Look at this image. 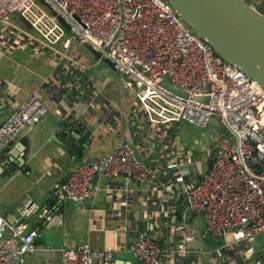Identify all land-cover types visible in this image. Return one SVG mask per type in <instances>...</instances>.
I'll list each match as a JSON object with an SVG mask.
<instances>
[{
	"label": "built area",
	"instance_id": "2783aa9c",
	"mask_svg": "<svg viewBox=\"0 0 264 264\" xmlns=\"http://www.w3.org/2000/svg\"><path fill=\"white\" fill-rule=\"evenodd\" d=\"M73 41L112 63L122 91L134 98L131 117L147 124V137L159 135L162 145L161 159L152 166L121 139L110 154L82 160L70 171L62 184L65 197L83 206L96 180L112 183L120 175L155 192L152 217L160 230L134 233L128 248L137 264H264L259 241L264 234V90L215 53L166 0H0V57L26 47L50 55L54 68L42 81L45 88L82 91L80 64L69 51ZM57 71L71 77L60 79ZM163 81L187 96L169 91ZM46 112L38 91L11 107L0 124V151ZM212 118L221 131L198 159L173 130L179 122L214 126ZM106 123L112 124L110 116ZM139 153L145 156L146 148ZM176 194L183 197L182 207L164 208L162 202ZM39 212L40 206L28 200L10 219L0 215V264H28L42 231L28 227L26 218ZM191 215L203 223L205 234L222 241L189 248L188 241L200 236ZM113 255L80 241L60 246L57 258L34 264H104Z\"/></svg>",
	"mask_w": 264,
	"mask_h": 264
},
{
	"label": "crops",
	"instance_id": "0c3cea01",
	"mask_svg": "<svg viewBox=\"0 0 264 264\" xmlns=\"http://www.w3.org/2000/svg\"><path fill=\"white\" fill-rule=\"evenodd\" d=\"M69 51L80 64L77 73L81 92L66 86L45 88L42 81L54 68L50 55L33 53L26 47L8 49L0 57V124L11 107L33 91L40 93L47 106L46 114L32 130L19 134L0 151V215L10 219L26 201L33 200L40 206V212L26 220L28 227L37 226L42 231L35 249H49L56 257L60 246L73 247L87 241L93 248L113 251V258L104 264H137L129 252V243L138 230L152 233L160 230L152 217V211L157 209V194L144 184L126 181L123 175L112 183L100 178L95 181L93 193L80 206L65 197L62 184L80 161L110 154L121 139L154 166L161 159L162 139L155 134L148 138L149 126L131 117L134 98L122 91L120 74L113 66L94 58L87 46L77 41L71 42ZM57 74L60 79L71 77L67 72ZM109 116L112 124L106 123ZM77 124L81 132L88 129L91 134L87 142L82 139L84 135L78 136L75 146L68 151L63 126ZM193 128L205 129L179 122L173 135L180 145L192 147L194 155L202 154L207 139L203 133L200 137L191 135ZM142 147L146 148L145 156L139 153ZM201 165L207 166L204 161ZM182 198L177 194L169 197L162 202L163 207L170 204L179 209ZM124 220L128 221V228L124 227ZM191 220L200 235L208 239L203 223L194 215ZM160 239L164 245V236ZM194 240L188 241L187 246ZM26 259L28 264H34L40 257L30 253Z\"/></svg>",
	"mask_w": 264,
	"mask_h": 264
},
{
	"label": "water",
	"instance_id": "95a60500",
	"mask_svg": "<svg viewBox=\"0 0 264 264\" xmlns=\"http://www.w3.org/2000/svg\"><path fill=\"white\" fill-rule=\"evenodd\" d=\"M180 14L184 21L213 48L227 63L243 71L251 80L264 90V13L247 0H166ZM61 23L63 21L59 18ZM68 29V27L66 26ZM94 58H100L99 52L87 46ZM105 63L112 66L108 60ZM169 91L186 97V93L162 83ZM86 123V122H85ZM210 123L219 127L212 118ZM96 124V123H95ZM79 124L74 127L63 126L68 151L80 135L87 142L88 129L80 131ZM79 146V145H78ZM86 146V144H84ZM5 149V148H4ZM264 166V159H262ZM210 240L198 236L189 248H203ZM31 254L43 258L55 257L49 249H34Z\"/></svg>",
	"mask_w": 264,
	"mask_h": 264
},
{
	"label": "rangeland",
	"instance_id": "374dc122",
	"mask_svg": "<svg viewBox=\"0 0 264 264\" xmlns=\"http://www.w3.org/2000/svg\"><path fill=\"white\" fill-rule=\"evenodd\" d=\"M248 2H250L254 7H256L258 10H260L261 12L264 13V0H247ZM221 129L219 127H215V126H211L209 125L207 128H205L204 130H199L198 128H193L192 129V133L191 135H195L197 137L201 136V133L204 134V138L207 139V144L208 142L211 140L212 137H216L219 135ZM195 157L197 158H201L202 154L199 152L198 155H195ZM205 166V164H204ZM205 236L208 237V239L210 240V246H215L217 244H219L222 241V237H214L212 236L210 233L206 234ZM260 246L264 247V234L259 238Z\"/></svg>",
	"mask_w": 264,
	"mask_h": 264
}]
</instances>
